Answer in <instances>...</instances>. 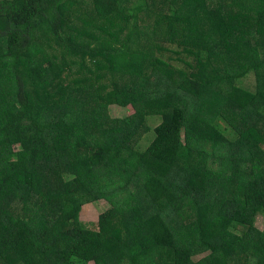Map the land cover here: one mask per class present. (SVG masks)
<instances>
[{"label":"trees","instance_id":"1","mask_svg":"<svg viewBox=\"0 0 264 264\" xmlns=\"http://www.w3.org/2000/svg\"><path fill=\"white\" fill-rule=\"evenodd\" d=\"M258 214L264 0H0V264H264Z\"/></svg>","mask_w":264,"mask_h":264},{"label":"rangeland","instance_id":"2","mask_svg":"<svg viewBox=\"0 0 264 264\" xmlns=\"http://www.w3.org/2000/svg\"><path fill=\"white\" fill-rule=\"evenodd\" d=\"M77 3L83 0H75ZM76 12L74 15H79V13H88L92 16L91 6L89 3L80 4V9L75 10ZM115 22L105 24L103 26L104 30L106 31L104 34L100 32V29L96 30V40L91 43V47L93 50H97V42H99V46L104 45L106 48H110L111 50L116 49L120 47L127 35L128 29L124 27L122 24H116ZM83 27V25H82ZM168 52L164 53V60L167 63H172L179 68H185V65L182 63V61H187L190 63H194V60L192 57L186 56L184 52H182L177 47H174L172 45H169L168 43L164 45ZM179 51V53H177ZM170 60L172 62H170ZM98 58H96L93 62L87 63L90 70L93 73V77L95 76L97 72V67L94 64L97 63ZM238 87H242L244 89L255 91L257 87V80L256 76L254 74L249 75L247 78L243 79ZM134 113L132 108L122 109L116 106H112L109 108V116L111 119L116 118H126L128 116H131ZM149 119L148 124V130H144V135L141 140L137 143L136 148L139 150H145L151 141L155 139V135L153 133V128H155L159 124V120L157 119ZM111 208V205L106 200H99L97 202L88 203L84 206V209L81 212V220L84 222L89 223V227H93L98 223L99 217L101 214L105 213L108 209ZM256 225L259 229L264 230V215L258 214ZM206 254H200L194 257V259L197 261L200 258L204 257ZM88 264H96L95 262H90Z\"/></svg>","mask_w":264,"mask_h":264}]
</instances>
